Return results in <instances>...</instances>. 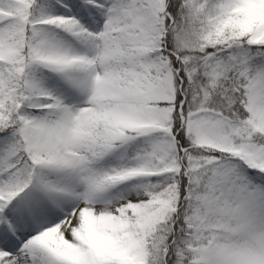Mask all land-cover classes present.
Listing matches in <instances>:
<instances>
[{
    "label": "snow or ice",
    "instance_id": "6c2138e0",
    "mask_svg": "<svg viewBox=\"0 0 264 264\" xmlns=\"http://www.w3.org/2000/svg\"><path fill=\"white\" fill-rule=\"evenodd\" d=\"M0 264H264V0H0Z\"/></svg>",
    "mask_w": 264,
    "mask_h": 264
}]
</instances>
